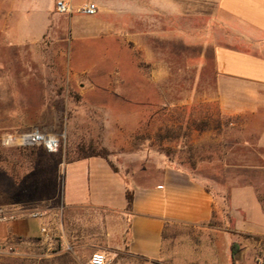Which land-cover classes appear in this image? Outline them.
<instances>
[{"label": "rangeland", "instance_id": "rangeland-1", "mask_svg": "<svg viewBox=\"0 0 264 264\" xmlns=\"http://www.w3.org/2000/svg\"><path fill=\"white\" fill-rule=\"evenodd\" d=\"M107 22L41 51L58 75L27 82L28 96L10 99L13 127L0 131V204L43 206L47 220L33 254L0 253V264H89L95 251L105 252L108 264H264V236L238 228L263 224L264 161H227L221 153L243 130L219 110L212 50L195 41L197 29H189L187 44L160 29L149 49L147 29ZM33 126L58 135L59 151L2 144L4 133ZM213 138L220 145L213 147ZM92 151L106 154L131 187L158 181L167 166L189 171L215 197L212 219L171 226L156 260L131 254L126 244L117 251L93 246L116 218L90 206L67 207L62 168Z\"/></svg>", "mask_w": 264, "mask_h": 264}, {"label": "crops", "instance_id": "crops-1", "mask_svg": "<svg viewBox=\"0 0 264 264\" xmlns=\"http://www.w3.org/2000/svg\"><path fill=\"white\" fill-rule=\"evenodd\" d=\"M56 1L0 0V131L13 127L10 99L27 97V82H45L58 75L53 60L45 59L41 51L92 29L91 23L105 22L107 27V19H115L111 23L119 29H147L149 49L160 29L166 34L170 29L184 44L189 29H197L195 41L205 42L204 48L212 50L219 110L239 120L230 126L243 130L234 142L228 141L222 155L227 161H264V0H66L75 7L95 3L94 15L59 13ZM29 52L35 56L28 58ZM211 142L216 147L221 141L213 138ZM62 168L67 207L90 206L110 211L116 218L103 231V242L93 244L105 251L122 250L126 244L131 254L156 260L171 226H205L215 211L213 193L184 169L167 166L158 181L131 187L100 156L74 158ZM129 188L134 193L131 208L126 196ZM3 205H15L10 208L17 216L0 222V253L33 254L47 217L43 212L38 217L25 213L20 202ZM262 222L238 228L264 236Z\"/></svg>", "mask_w": 264, "mask_h": 264}, {"label": "built area", "instance_id": "built-area-1", "mask_svg": "<svg viewBox=\"0 0 264 264\" xmlns=\"http://www.w3.org/2000/svg\"><path fill=\"white\" fill-rule=\"evenodd\" d=\"M55 7L56 11L62 14L77 12L85 15H94L98 12L96 4L93 2L75 7L69 1L57 0ZM1 142L5 146H42L50 153L58 152L61 145L58 135L46 132L38 126H33L20 132H6L2 135ZM25 210V213L34 217L41 216L42 214V210L38 208H25ZM16 216L17 214L11 208L0 207V222L9 221ZM41 231L46 232V228L42 227ZM89 264H108L107 254L102 251H95L90 257Z\"/></svg>", "mask_w": 264, "mask_h": 264}, {"label": "trees", "instance_id": "trees-1", "mask_svg": "<svg viewBox=\"0 0 264 264\" xmlns=\"http://www.w3.org/2000/svg\"><path fill=\"white\" fill-rule=\"evenodd\" d=\"M21 148H40V149H43L44 151H47L44 147L42 146H31V147H21ZM31 156H33V158L35 160H40L41 157H39V155H37V153L35 151L31 152L30 153ZM91 156H100V157H103L105 159L108 160L107 158V155L104 154V153H99V152H95V151H92V152H89V153H85L83 154L82 156L80 157H77V158H86V157H91ZM61 162V161H59ZM108 162L110 163V165L113 167L114 170L117 171V169L111 164V162L108 160ZM127 200H128V207L131 208L132 207V204H133V200H134V193H133V190L132 189H128L127 190ZM24 206V205H23ZM238 250V245L236 243H233L232 246H231V255H232V259L235 260V254ZM62 256H68L67 254H64Z\"/></svg>", "mask_w": 264, "mask_h": 264}]
</instances>
